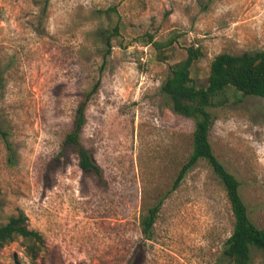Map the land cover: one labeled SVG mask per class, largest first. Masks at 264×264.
Wrapping results in <instances>:
<instances>
[{
    "label": "rangeland",
    "instance_id": "374dc122",
    "mask_svg": "<svg viewBox=\"0 0 264 264\" xmlns=\"http://www.w3.org/2000/svg\"><path fill=\"white\" fill-rule=\"evenodd\" d=\"M189 46L202 53L192 84L205 86L218 53L264 49V0H0V225L22 211L44 241L33 260L16 238L0 264H231V213L205 161L164 199L152 240L138 225L191 152L194 121L161 91ZM97 80L80 138L100 178L60 147ZM224 96L209 141L264 229V98ZM249 264H264L256 248Z\"/></svg>",
    "mask_w": 264,
    "mask_h": 264
},
{
    "label": "trees",
    "instance_id": "16d2710c",
    "mask_svg": "<svg viewBox=\"0 0 264 264\" xmlns=\"http://www.w3.org/2000/svg\"><path fill=\"white\" fill-rule=\"evenodd\" d=\"M117 32L118 28L114 27L113 34L105 35L106 53H109L112 47L111 39ZM149 41L155 49L163 51L162 42H155L152 36L149 37ZM201 56L199 49L189 46L186 49L185 59L170 67V74L161 85V91L171 100L173 112L194 121L192 148L188 158L174 176L169 190L140 214L139 230L144 240H152L154 223L164 199L179 188L190 169L202 160L221 182L231 213L232 229L224 242L223 254L231 264H249L251 249L256 248L262 253L264 262V229L256 226L250 219L248 208L240 195V182L219 161L209 141L212 126L210 109L225 103L226 90L232 89L242 96L264 98V49L254 52L246 51L241 54L218 53L209 64L206 85L197 87L192 84L190 68ZM1 84L0 72V86ZM99 84L97 80L86 94L85 101L77 106L73 127L66 133L60 144L61 149L75 147L79 167L85 173H93L98 178L102 177L100 167L88 149L84 147L80 135L86 122L88 101L97 91ZM0 135L4 140L7 139V132L2 129L1 124ZM7 147L9 148L8 143ZM16 238H21L27 243L25 246L27 256L33 260L38 257L44 244L43 238L39 232L28 228L27 217L22 211L10 216L6 223L0 225V249Z\"/></svg>",
    "mask_w": 264,
    "mask_h": 264
}]
</instances>
